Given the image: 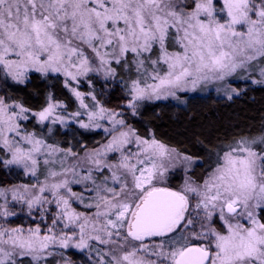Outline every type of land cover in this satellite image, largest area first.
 <instances>
[{"label": "snow or ice", "instance_id": "obj_1", "mask_svg": "<svg viewBox=\"0 0 264 264\" xmlns=\"http://www.w3.org/2000/svg\"><path fill=\"white\" fill-rule=\"evenodd\" d=\"M118 68L129 74L124 105L79 90ZM240 72L264 85V0H0V74L20 84L56 74L76 101L69 112L49 93L33 111L0 96V162L36 181L0 187V264H73V249L89 264H264V127L218 145L196 176L191 156L120 110L213 84L231 99L226 82ZM33 120L104 139L74 151L30 131ZM180 167L184 183L169 187ZM17 204L27 227L9 219Z\"/></svg>", "mask_w": 264, "mask_h": 264}, {"label": "trees", "instance_id": "obj_2", "mask_svg": "<svg viewBox=\"0 0 264 264\" xmlns=\"http://www.w3.org/2000/svg\"><path fill=\"white\" fill-rule=\"evenodd\" d=\"M123 70L119 69L118 79L114 83L103 82L93 76L92 84L85 83V90H94L97 98L109 108H117L125 103L126 90L122 83ZM51 93L76 110V101L71 93L64 88L63 79L57 76H42L32 73L28 81L17 83L0 74V95L10 96L25 107L38 111L45 103L46 96ZM184 103L175 101H145L139 107L137 114L132 115L127 109L125 118L142 136L154 134L155 137L180 152L191 156L197 161L189 171L196 176L204 174L215 159L217 146L240 135L256 136L264 127V85L245 84L241 93L231 99L210 94L208 96L181 95ZM29 129L41 135L43 126L26 122ZM48 133L53 143L63 148L71 147L80 151L87 145L89 148L102 142L104 135L101 131L86 130L72 125L66 130L56 127ZM29 177L22 170L8 168L0 162V186L9 187L29 183ZM185 180L183 171H174L168 177V186L178 189ZM21 224V222H20ZM70 259L78 264H85L87 259L75 251L68 252ZM27 264V259L25 260ZM50 264H57L56 259L50 258Z\"/></svg>", "mask_w": 264, "mask_h": 264}, {"label": "rangeland", "instance_id": "obj_3", "mask_svg": "<svg viewBox=\"0 0 264 264\" xmlns=\"http://www.w3.org/2000/svg\"><path fill=\"white\" fill-rule=\"evenodd\" d=\"M118 72H119V68L117 69V75H118ZM123 78H122V83H123V85H124V87H125V81H127L128 80V78H129V74L126 72V71H124L123 70ZM31 75V74H30ZM49 75H54V76H57L56 74H49ZM48 75V76H49ZM91 76H97L100 80H102L103 82H107V80L108 81H110V83H114V79H118V77H117V75L114 77V78H108V79H106V78H104L102 75H97V74H90ZM252 76V79H259V75H258V73H256L255 75H252L251 74V72H240V73H238L237 74V76H235V77H230V78H228V80H227V85H230L232 88H235V89H237V91L239 92V94L241 93V89L242 88H244L245 87V84H253L252 82H251V79H246V77H248V76ZM62 78V77H61ZM63 79V78H62ZM85 83H87L86 81H82L81 82V85H80V91H82V92H88V91H86L84 88H85ZM92 84V83H91ZM253 85H262V84H253ZM219 86L218 85H215V84H213V85H208V86H206V87H202V88H198L196 91H187V92H178L177 93V97H178V99L177 98H173V97H168L167 99H162V100H155V101H175V102H177V103H184V101H186L187 100V98L186 99H184V97L182 98V96L181 95H188V96H192V95H198V96H202V97H204V96H208V95H210V94H213L214 96H217V97H222V98H227V96L224 94V92L222 91V90H220V91H218L217 90V88H218ZM1 96V95H0ZM234 96H236V94H233L232 95V97H234ZM145 102V101H144ZM152 102V101H151ZM154 102V101H153ZM143 103V102H142ZM68 111L69 112H72L69 108H68ZM73 111H75V110H73ZM124 111V110H123ZM35 121V120H34ZM26 123V122H25ZM72 125H76V126H78L77 124H75L74 122H71V121H69V123L67 124V125H54V126H52V128H53V130L58 126V127H60V128H62L63 130H66V129H68L69 127H71ZM43 128H44V134H43V136H45V138H48V135H47V131H48V129H47V127H44L43 126ZM30 131H31V129H29ZM94 131H101L102 133H103V135H104V132H103V130L102 129H94ZM50 134H52V133H50ZM49 139V138H48ZM49 143H53V142H51L50 140H49ZM195 162L191 165V168H190V170L193 168V166L197 163V161L195 160V159H193ZM6 167H8V168H15V169H18V170H22L21 168H19L18 166H16V165H5ZM178 170H180V171H183L184 172V174H185V171H184V169H183V167H180V168H178V169H176V170H174V171H178ZM189 170V171H190ZM23 171V170H22ZM173 171V172H174ZM188 174H189V172H188ZM170 175V174H169ZM169 175H168V177H169ZM27 176V175H26ZM29 177V183H35L36 181H35V179L34 178H32V177H30V176H28ZM168 177L166 178V182H167V180H168ZM40 179H43V177L41 176L40 177ZM28 184V183H27ZM167 185H168V182H167ZM0 187H4V186H0ZM10 187V186H9ZM73 188H74V190L75 191H80V186H76V185H74L73 186ZM12 210L13 211H15V212H17V216L16 217H10L9 219L11 220V221H13V226H15V225H20V222H21V224L22 225H24L25 227H27V226H29V224L31 223V221H30V218H29V216H28V214H27V208L25 207V206H23V205H19V204H17V205H15V207L14 208H12ZM70 251H75V252H77V253H79V254H81V255H84L85 256V258L87 259V262L85 263V264H89V255L87 254V252H79L78 250H75V249H73V250H69L68 252H70ZM67 255H68V253H67ZM69 256V255H68ZM56 262H57V264H63V261H61L60 260V257L59 256H57L56 258ZM72 261V260H71ZM73 264H78V263H75V262H73ZM83 264V263H82Z\"/></svg>", "mask_w": 264, "mask_h": 264}]
</instances>
